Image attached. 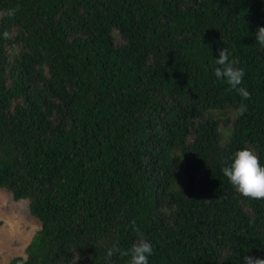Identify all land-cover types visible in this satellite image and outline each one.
<instances>
[{"label":"trees","instance_id":"1","mask_svg":"<svg viewBox=\"0 0 264 264\" xmlns=\"http://www.w3.org/2000/svg\"><path fill=\"white\" fill-rule=\"evenodd\" d=\"M0 14V188L40 222L8 264H129L107 252L142 238L148 264L264 259V199L222 172L245 148L264 166V0H0ZM224 47L248 100L215 77Z\"/></svg>","mask_w":264,"mask_h":264},{"label":"clouds","instance_id":"2","mask_svg":"<svg viewBox=\"0 0 264 264\" xmlns=\"http://www.w3.org/2000/svg\"><path fill=\"white\" fill-rule=\"evenodd\" d=\"M14 13L15 10L13 9L7 14L14 15ZM4 36L5 38H9V33L5 32ZM255 38L259 44L264 45V27L257 29ZM215 60L218 65L215 69V77L219 80H226L230 88L235 90L243 100L250 99L251 93L241 86L245 72L237 66L239 61L230 58V53L225 47L218 50V59ZM246 110V105L241 103L236 110L237 115H243ZM222 172L244 197L264 199V166L260 164L259 157L252 149L245 148L237 151L234 161L230 166L222 168ZM152 252L153 247L151 243L142 238L138 243L133 244L129 250H123L114 246L108 250L107 256L110 259L114 253H119L121 257H131L129 264H148ZM242 260L243 264H264V259L247 254L243 256Z\"/></svg>","mask_w":264,"mask_h":264},{"label":"rangeland","instance_id":"3","mask_svg":"<svg viewBox=\"0 0 264 264\" xmlns=\"http://www.w3.org/2000/svg\"><path fill=\"white\" fill-rule=\"evenodd\" d=\"M26 200H13L11 193L0 188V264H8L24 247L40 222L30 215Z\"/></svg>","mask_w":264,"mask_h":264}]
</instances>
